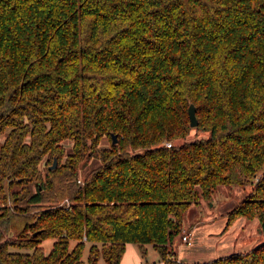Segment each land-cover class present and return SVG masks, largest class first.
<instances>
[{"label": "trees", "instance_id": "obj_1", "mask_svg": "<svg viewBox=\"0 0 264 264\" xmlns=\"http://www.w3.org/2000/svg\"><path fill=\"white\" fill-rule=\"evenodd\" d=\"M249 182L224 230H264V0H0V264H84L86 245L119 264L128 243L264 264V242L171 249L199 196Z\"/></svg>", "mask_w": 264, "mask_h": 264}, {"label": "rangeland", "instance_id": "obj_2", "mask_svg": "<svg viewBox=\"0 0 264 264\" xmlns=\"http://www.w3.org/2000/svg\"><path fill=\"white\" fill-rule=\"evenodd\" d=\"M207 134L193 130L188 140L205 137ZM181 141H176L180 143ZM69 144L68 142H66ZM102 144H107L106 140ZM251 182L242 186H218L210 199L203 197L187 209L181 234L172 241V251L183 263H202L228 256L232 253L249 251L264 240V230L257 219L236 218L224 230L226 218L251 190ZM188 234L190 242L183 243L181 236ZM52 240L46 239L42 247L49 251ZM142 254L138 245L129 243L119 264H161L160 256L152 245L144 246ZM88 245L85 246L82 260L87 263ZM97 264H105L102 258Z\"/></svg>", "mask_w": 264, "mask_h": 264}, {"label": "water", "instance_id": "obj_3", "mask_svg": "<svg viewBox=\"0 0 264 264\" xmlns=\"http://www.w3.org/2000/svg\"><path fill=\"white\" fill-rule=\"evenodd\" d=\"M195 110H196L195 106L192 103H189L188 108H187V113H188L190 127H196L198 124L197 119H196V115H195ZM110 136L112 139V143L113 144L116 143L117 135L112 133ZM56 166H57V159L54 158L51 166H49V169L50 170L55 169Z\"/></svg>", "mask_w": 264, "mask_h": 264}, {"label": "built area", "instance_id": "obj_4", "mask_svg": "<svg viewBox=\"0 0 264 264\" xmlns=\"http://www.w3.org/2000/svg\"><path fill=\"white\" fill-rule=\"evenodd\" d=\"M170 143L168 142V143H165V146L166 147H170ZM181 241L183 242V243H189L190 242V239H189V235L188 234H183L182 236H181Z\"/></svg>", "mask_w": 264, "mask_h": 264}, {"label": "crops", "instance_id": "obj_5", "mask_svg": "<svg viewBox=\"0 0 264 264\" xmlns=\"http://www.w3.org/2000/svg\"><path fill=\"white\" fill-rule=\"evenodd\" d=\"M262 242H264V240H263ZM262 242H261V243H262ZM128 244H129V243H128ZM126 245H127V244H126ZM124 252H125V251H124ZM123 255H124V254H123ZM122 257H123V256H122ZM121 259H122V258H121ZM120 262H121V260H120ZM161 264H162V262H161Z\"/></svg>", "mask_w": 264, "mask_h": 264}, {"label": "bare ground", "instance_id": "obj_6", "mask_svg": "<svg viewBox=\"0 0 264 264\" xmlns=\"http://www.w3.org/2000/svg\"><path fill=\"white\" fill-rule=\"evenodd\" d=\"M181 239V238H180Z\"/></svg>", "mask_w": 264, "mask_h": 264}]
</instances>
